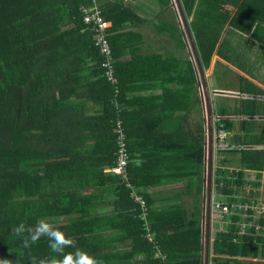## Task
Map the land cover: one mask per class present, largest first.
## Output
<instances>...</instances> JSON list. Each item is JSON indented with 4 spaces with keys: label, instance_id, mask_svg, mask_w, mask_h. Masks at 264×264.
<instances>
[{
    "label": "trees",
    "instance_id": "16d2710c",
    "mask_svg": "<svg viewBox=\"0 0 264 264\" xmlns=\"http://www.w3.org/2000/svg\"><path fill=\"white\" fill-rule=\"evenodd\" d=\"M181 1L205 71L215 55L228 62L236 56L233 33L264 43V0ZM90 3L0 0V259L9 264H31L33 256L49 259L46 237L24 248L12 232L20 222L45 218L55 219L47 221L102 264H161L158 252L168 264H201L206 133L198 119L189 128L183 125L201 106L194 64L140 54L131 37L142 36L132 31L111 35L139 19L120 5L102 9L113 23L107 58L83 21L81 7ZM167 29L173 37L181 35L176 25H162L159 32ZM122 36L131 44L127 61H119L115 49ZM109 67L117 84L107 79ZM235 87L264 95L243 76ZM240 102L226 115H264L262 101ZM93 104L97 108L89 111ZM119 124L129 154L122 174L107 171L118 165ZM217 125L242 133L240 146L264 145L263 124H256V132L250 121H241L239 129L230 119ZM228 144L218 149L216 168L217 191L227 197L238 180L235 172L229 174L233 156L240 155V165L248 169L264 171V149ZM176 184L167 193L147 191ZM256 224L260 231L251 227L239 234L240 227L231 224L227 232H217L212 264H244L240 258L264 264V218ZM127 239L131 250L122 253L119 243Z\"/></svg>",
    "mask_w": 264,
    "mask_h": 264
},
{
    "label": "crops",
    "instance_id": "0c3cea01",
    "mask_svg": "<svg viewBox=\"0 0 264 264\" xmlns=\"http://www.w3.org/2000/svg\"><path fill=\"white\" fill-rule=\"evenodd\" d=\"M173 0H170V4L168 6H162L160 0H91V3L87 6H82L81 8H89L93 9L96 8L99 10L100 15L102 16V9L107 5H120L126 8H130L136 11L138 14L139 19L136 20V24L126 25L123 29H119L117 31L111 32V35H123L125 31H132L136 34H140L142 37L139 39L136 35L131 37L132 42L138 46L140 54H159L165 57L173 56L177 59L181 60L182 62H191L193 63V59L190 55V50L184 40L183 37V30L179 25V20L177 13L174 8H172ZM114 14V13H113ZM116 20L119 21V18L116 15H113ZM103 18V16H102ZM129 18V14L126 15V19ZM104 19V18H103ZM105 20V19H104ZM108 24L109 28L106 30L108 36L110 32L108 31L112 26V21L105 20ZM128 21V20H127ZM135 21V20H134ZM110 24V25H109ZM165 25L166 28L172 25H176L179 29L180 36H171L167 31L164 30L159 32L160 26ZM256 28L253 29V32ZM260 33V31H259ZM231 36V40L233 41V46L236 49V56H231V62H228L224 58L215 55L213 61L211 62V67L208 71H206V76L208 79V83L210 85V90L212 92V103L214 108L215 114V164H214V192H213V199H216L223 204L229 206L230 212L229 213H212V235H211V246L214 243V238L217 232H227L228 226L231 224H236L239 228V234H244V231L247 228L255 227L257 231L259 230V225L256 224V221L263 217L264 218V171L260 172L257 170H251L243 165H240V155H235L234 162V169H230L229 167V174L233 172L236 173L238 180L236 183H232L229 190L232 191L229 196L227 197L224 193H218L217 191V175H216V168L218 163V149L227 148L228 146H217L216 141V134L218 132V121L223 119H230L235 122V127L237 129L240 128L241 121H250L253 122L256 128L257 125L263 124L264 127V115H255V116H244V115H226V113L232 112L241 107L240 100L242 99H257L263 102L264 107V95H250L244 94L238 91V88L235 87V81L238 80L239 77L243 76L256 84L258 87L264 90V43L255 39H251V35H246V38L240 37V35ZM123 41L121 39V44L119 41L115 43V49H117V53H121L118 57L119 61H127L130 59V47L126 44L125 37L122 36ZM111 48V46H110ZM121 51V52H120ZM94 61H89V64L93 65ZM216 62L219 63L216 67ZM194 64V63H193ZM240 66V68L236 67L235 65ZM228 68L232 71L231 75L225 72V68ZM195 67V64H194ZM216 69V73L214 71ZM86 75V72H85ZM197 76V75H196ZM231 76V77H229ZM92 81L95 78L91 79ZM214 92H221V93H214ZM223 92H228L232 94H223ZM156 92L154 94H158ZM148 94V93H147ZM152 94V93H151ZM236 94V95H233ZM198 95L201 101L199 88H198ZM245 95L251 96L246 97ZM256 96V98H254ZM97 108V105L93 104L90 106V111H94ZM264 111V108H263ZM222 113L223 115H220ZM196 119L200 120L204 125V131L206 132V123H205V109L203 107L202 101L201 106L198 108V114L194 113L189 120L188 123H184L186 127H190L192 124L195 123ZM254 129V128H253ZM251 131H258L257 128ZM227 133L225 143L228 144L230 140L231 148H238V149H264V145H245L240 146L238 144L239 138L242 136V133L239 131ZM229 135V137H228ZM206 140V136H205ZM229 145V144H228ZM205 147V143H204ZM204 170H205V159H204ZM241 173V174H240ZM241 181V182H240ZM222 186V183H220ZM178 188L179 184L176 185H163L156 188H149L147 189L148 192L151 194L157 193H167L172 191V188ZM212 199V200H213ZM252 204L256 208L254 209H246V210H239V206H247ZM203 208H204V198L202 202V223H203ZM236 217V221H234L233 217ZM253 219H252V218ZM67 219V217H64ZM220 226L221 228L215 232L214 228ZM259 233H256L257 235ZM264 236V235H262ZM132 243L131 241L124 240L123 242L119 243V250L120 252H125L131 250ZM213 247V246H212ZM162 254V253H160ZM164 255V254H162ZM166 256V255H165ZM216 256L214 253V247L211 250L210 254V264H212L211 259ZM159 258L158 256H156ZM167 258V256H166ZM139 259H142L140 257ZM161 260V258H159ZM204 259V250H203V237H202V250H201V264H203ZM243 261L250 260L252 263L259 261V259H244L240 258ZM260 261H264L261 260ZM167 262L169 263L168 259ZM162 263V261H161Z\"/></svg>",
    "mask_w": 264,
    "mask_h": 264
},
{
    "label": "water",
    "instance_id": "95a60500",
    "mask_svg": "<svg viewBox=\"0 0 264 264\" xmlns=\"http://www.w3.org/2000/svg\"><path fill=\"white\" fill-rule=\"evenodd\" d=\"M172 8L175 9L179 25L183 30L184 40L190 50V55L195 64L197 75V86L203 107L205 109V123H206V140H205V170H204V208H203V223H202V237L204 259L203 264H210V254L212 250L211 235H212V199L214 192V164H215V114L212 103V92L206 76V71L201 63V57L190 27V20L188 19L181 0H173ZM221 93V92H214ZM223 94H232L223 92ZM236 95V94H233ZM246 97H251L245 95ZM256 98V96L254 97Z\"/></svg>",
    "mask_w": 264,
    "mask_h": 264
},
{
    "label": "clouds",
    "instance_id": "9594fccd",
    "mask_svg": "<svg viewBox=\"0 0 264 264\" xmlns=\"http://www.w3.org/2000/svg\"><path fill=\"white\" fill-rule=\"evenodd\" d=\"M12 232L21 238L22 246L28 248L35 244L41 237L47 238L50 252L53 254L49 259L31 258V264H102L95 257L76 247V242L61 231L53 227L45 218L38 219L35 223H18ZM71 248L72 251H66ZM0 264H9L6 259H0Z\"/></svg>",
    "mask_w": 264,
    "mask_h": 264
},
{
    "label": "built area",
    "instance_id": "2783aa9c",
    "mask_svg": "<svg viewBox=\"0 0 264 264\" xmlns=\"http://www.w3.org/2000/svg\"><path fill=\"white\" fill-rule=\"evenodd\" d=\"M81 12L83 14V21L85 24H87L90 27V30L95 34V39H96V44L99 45V48L101 50V53L105 55L107 58H110L111 56V48L110 44L108 41V33L107 29L109 28L108 24L106 21L102 18L100 15L99 10L96 8L89 9V8H81ZM107 79L108 81L112 82L113 84L118 83V79L114 76V71L113 68L109 67V70L107 72ZM118 89L115 87V93H118ZM119 128V160H118V165L112 169H109L107 171L114 172L116 174H122L127 172V166L129 163V154L126 149V144L124 141V132L122 131L120 124L118 125ZM227 137V133L224 130H218L216 134V141H217V146H223L225 143ZM136 200L140 201L142 204V208L145 209V203L144 201L141 200V198L136 197ZM254 209L256 208L252 204L250 205H243L239 206V210H246V209ZM229 213L230 209L229 206L223 204L222 202L213 199L212 200V213ZM157 256L161 258L162 263L161 264H168L167 258L165 255L160 254L159 252L157 253Z\"/></svg>",
    "mask_w": 264,
    "mask_h": 264
},
{
    "label": "rangeland",
    "instance_id": "374dc122",
    "mask_svg": "<svg viewBox=\"0 0 264 264\" xmlns=\"http://www.w3.org/2000/svg\"><path fill=\"white\" fill-rule=\"evenodd\" d=\"M110 25V24H109ZM228 137H229V135H228ZM226 141V140H225ZM224 147L225 146H228V144H226V143H224V145H223ZM224 169H227V166H225L224 167ZM230 169H234V165H231L230 166ZM48 221L49 220H55V219H47ZM61 222H66V220L67 219H64V218H61V219H59ZM221 227L220 226H216L215 228H214V230H215V232L217 231V230H219ZM249 262H252V261H250V260H246L245 262H244V264H253V263H249Z\"/></svg>",
    "mask_w": 264,
    "mask_h": 264
}]
</instances>
